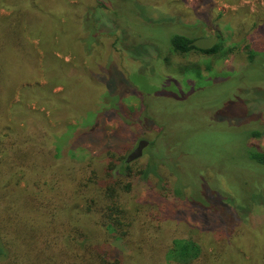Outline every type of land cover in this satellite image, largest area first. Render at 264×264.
Wrapping results in <instances>:
<instances>
[{
    "label": "trees",
    "instance_id": "trees-1",
    "mask_svg": "<svg viewBox=\"0 0 264 264\" xmlns=\"http://www.w3.org/2000/svg\"><path fill=\"white\" fill-rule=\"evenodd\" d=\"M95 1L98 3L97 10H90L96 11L94 14L84 11V4L73 6L67 0L2 2L11 15L7 19H0V264H147L146 261H154V255L145 251V247L149 245V236L148 228L143 226L147 224L144 212L129 211L119 194L124 189L132 191L135 181L149 185L151 181H156L157 186L151 185L150 189L158 188L167 198H174L191 209L200 211L203 214L202 220L208 224H215L219 219L225 224L231 222L229 205L234 210L232 218L245 225L254 211L255 207L246 211L236 205L224 203L226 195L221 193L222 185L216 187L217 184L212 182L210 187L201 178V189L197 191L191 184L181 182V161L169 159L170 152L164 144L166 130L163 128V120L150 111V106H143L133 116L126 114L121 103L124 95L135 92L141 102L143 99V104L148 103L144 91L140 92L131 84L127 85L132 72L144 73L146 69H123L122 64L116 60L114 50L119 41L126 46L125 52L132 54L131 59L140 61L137 55L141 54L134 49L137 45L132 43V38L125 39L126 32L119 26L117 18H104L105 14L109 15V10L118 8L117 2L120 1L114 0L113 5L108 0ZM100 10L103 16L97 13ZM150 17L153 20L155 16ZM186 17L184 13H177L168 18L172 20L170 22L191 26V21L183 20ZM104 25L114 27V33H105L107 28ZM201 26L205 27L204 24ZM258 30L264 35V25ZM178 32L171 40L170 50L163 53L154 50L159 63L154 61L152 67L161 63L170 65L174 55L188 56L198 52L214 56L224 48V38L220 31L216 35L218 44L210 51L196 49L192 46L196 41L192 35ZM35 37L42 40L41 47L46 57L43 65L40 64L39 53L30 40ZM56 37L59 39L60 50L72 48L76 60H87L90 67L80 64L73 67L55 58L51 46ZM113 38L115 43L110 48L109 40L113 41ZM103 45L110 51L100 57L99 49L104 48ZM257 61H264V55L255 57L250 64ZM194 69L188 67L187 71ZM154 70L157 75L160 74L158 69ZM42 74L52 85L62 83L66 92L68 88H72V92L83 89L90 103L98 104L113 119L124 120L128 117L127 121L132 120L131 124L124 125L135 142L141 139L142 134H147V138L151 140L144 154L146 162L142 166H139L138 161L129 165L125 162L126 155L120 156L110 150L106 166H101L100 171L96 167L92 169L87 163L76 170L72 167V158L66 153L65 145L59 147L54 144L51 131L41 117L20 105L12 112L15 121L14 126L9 127L7 121L13 83L37 81ZM113 74L116 76L113 77ZM84 76L88 79L87 82ZM161 77L164 78L156 92L157 98H161L166 92L171 93L168 91L171 80ZM114 81L123 83L126 91H118L121 85ZM67 95L69 96L68 93ZM51 96L50 90L42 93L26 90L24 94L27 100L41 101L49 106H52ZM173 97L175 98L171 95ZM99 100L107 103L101 106ZM68 101L75 102L71 94ZM69 107L65 106L63 112L71 116L74 113L67 109ZM84 122L85 119L83 124ZM94 122L90 120L83 126L87 130H93L90 135L102 132L104 128L99 123L100 119L98 123ZM140 131L142 134L137 133ZM262 134L261 129H256L248 135V157L258 166H264V150L252 143L263 139ZM163 170L172 179L167 178ZM205 171L201 176L207 178ZM104 180H109L108 186L100 188L96 193L92 191V186L98 187ZM22 182L24 188L18 184ZM79 200L87 203L85 209L75 207ZM216 201H220L221 205L218 206ZM218 234H211V239L221 238L220 232ZM104 236L125 242L124 246L129 252L124 253L121 258H115L108 248L107 251L103 248ZM218 241L224 249H217L209 254L198 240L174 239L165 249V254L159 258L163 264H242L238 256L230 254L234 249L227 241ZM258 254V251H254V261L251 264H264L261 262L264 258L261 261L256 259Z\"/></svg>",
    "mask_w": 264,
    "mask_h": 264
},
{
    "label": "rangeland",
    "instance_id": "rangeland-1",
    "mask_svg": "<svg viewBox=\"0 0 264 264\" xmlns=\"http://www.w3.org/2000/svg\"><path fill=\"white\" fill-rule=\"evenodd\" d=\"M67 1L73 6L84 4V11L87 12L98 8L95 0ZM118 1V8L109 10V15L105 14L104 18H117L119 26L126 32L125 39L130 37L133 39L132 43L137 45L134 49L141 53L137 55L141 62L130 58L132 54L125 52L126 46L122 41H119L114 50L116 60L122 64L123 69H146L144 73L132 72L127 79L128 83L125 82L140 92L144 91L148 103L143 104V99L141 102L135 92L124 95L121 103L126 109V114L133 116L139 113L143 106H150V111L163 120V128L166 130L164 144L170 152L169 159L181 161V182L191 184L200 191L203 178L210 187L212 182L217 184L216 187L223 186L220 187L224 191L221 193L226 195L223 198L224 203L236 205L246 211L255 207L246 225L232 218L234 210L230 205L228 214L231 222L225 224L219 219L215 224H208L202 220L203 214L200 211L191 209L174 198H167L158 188L150 189L151 185L157 186L156 181H151V185L135 181L132 191L127 192L124 189V192L119 191V194L129 211L142 210L146 217L147 224L143 226L148 228L150 239L148 238L149 245L145 247V251L155 258L154 261L146 263L163 264L159 256L165 254V249L172 240L182 238L198 240L209 254L217 249H224L218 241L223 239L234 249L230 254L238 256L242 264H251L254 261V251L259 252L256 259L261 261L264 258V166H258L249 159L247 144L248 135L252 130L261 129L262 133L264 132V61L250 64L255 57L264 55V35L257 31L264 25V0ZM2 2L3 0H0V19H7L11 12L3 7ZM108 2L113 5L114 0ZM95 12L91 11L90 14ZM100 12L101 10L97 13ZM177 13H184L188 18L183 20L191 21L193 26L170 22L169 15ZM150 15L155 16L153 20ZM219 18L221 20H218ZM104 26L107 28L105 33H114V27ZM178 31H182L184 35H192L195 40L217 39L216 35L220 31L224 38V48L214 56L198 52L188 56L174 55L170 65L161 63L152 67L154 61L159 63L154 50L160 53L170 50L171 40L178 35ZM30 40L39 53L40 64L43 65L46 57L41 47L42 40L39 37ZM58 40L56 37L51 46L55 58L73 67H78L79 64L90 67L87 60H76L72 48L60 50ZM112 40H109L110 48H113L115 43L114 38ZM103 47L99 49L100 57L110 51L104 45ZM252 54L254 57H251ZM188 67L195 69L187 71ZM155 68L160 74L155 73ZM160 75L171 80L168 87L171 93L166 92L161 98H157L156 92L164 78ZM115 76L116 74H113V77ZM84 77L87 82L88 79ZM114 82L121 85L118 91H126L123 83ZM13 87L8 126H14L12 112L20 105L35 116L41 117L51 131L54 144L59 147L65 145L66 153L72 158V167L76 170L87 163L92 169L96 167L100 171L101 166H106L110 150L127 157L136 148L139 140L151 141L147 134L143 135L140 131L137 133L142 134L141 139L135 142L124 125L131 124L132 120L127 121L128 117L124 120L113 119L105 114L98 104L90 103L83 89L72 92V88H68L66 92L62 83L52 85L43 74L37 81L14 82ZM26 90L41 93L50 90L53 96L50 102L52 106L41 101L25 99ZM70 94L75 99L73 103L68 101ZM171 95L175 98H171ZM99 101L101 106L107 103L105 100ZM109 103L110 101L108 108ZM67 105L70 106L67 109L74 113L71 116L63 112ZM77 109L81 112L78 113ZM99 119V123L104 127L103 131L90 135L93 130H87L83 126L90 120L98 123ZM252 144L264 150V138ZM145 162L146 157H143L138 164L142 166ZM204 170L207 178L201 176ZM163 171L164 175L168 176L165 170ZM167 178L172 179L170 176ZM107 181L100 182L98 187L92 186V191L96 193L100 188H105L109 185ZM18 184L21 188L25 186L24 182ZM216 204L219 206L221 202L216 201ZM86 206V202L79 200L75 207L82 210ZM72 213L73 211L70 214ZM218 232L222 237L211 239V234L219 235ZM103 241V248L106 251L108 248L115 258H121L124 253L129 252L123 241L105 236ZM132 246L136 248L135 245Z\"/></svg>",
    "mask_w": 264,
    "mask_h": 264
},
{
    "label": "water",
    "instance_id": "water-1",
    "mask_svg": "<svg viewBox=\"0 0 264 264\" xmlns=\"http://www.w3.org/2000/svg\"><path fill=\"white\" fill-rule=\"evenodd\" d=\"M218 44L217 39H211V38H202L199 40H196L192 43V46L200 51H210L214 49ZM264 137V132H263ZM150 145V142L148 140H141L136 149L133 150L126 158V164H132L134 162H137L141 160L144 157L145 150Z\"/></svg>",
    "mask_w": 264,
    "mask_h": 264
},
{
    "label": "flooded vegetation",
    "instance_id": "flooded-vegetation-1",
    "mask_svg": "<svg viewBox=\"0 0 264 264\" xmlns=\"http://www.w3.org/2000/svg\"><path fill=\"white\" fill-rule=\"evenodd\" d=\"M141 140H144V139H141ZM141 140H139V142H140ZM139 142H138V143H139ZM137 145H138V144H137ZM136 147H137V146H136ZM135 149H136V148H135ZM135 149H134V150H135ZM145 151H146V150H145ZM144 154H145V153H144Z\"/></svg>",
    "mask_w": 264,
    "mask_h": 264
}]
</instances>
